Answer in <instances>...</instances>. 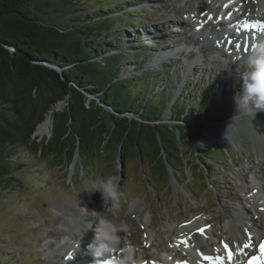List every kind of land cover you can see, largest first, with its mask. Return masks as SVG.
<instances>
[{
  "label": "rangeland",
  "instance_id": "rangeland-1",
  "mask_svg": "<svg viewBox=\"0 0 264 264\" xmlns=\"http://www.w3.org/2000/svg\"><path fill=\"white\" fill-rule=\"evenodd\" d=\"M115 1L123 5H132V8L138 13L143 10L147 11L146 14L143 13L142 16L138 17L140 23L136 24L138 32L142 34L140 35L142 39H144L142 36L146 37V33L151 32L157 33L159 36H164L165 32L169 34L167 31L170 30H168L167 23L176 22L175 19H179L181 22H188V19L193 21L191 24L189 22L190 26L181 23L183 25L182 30L184 27L191 29V25L196 27L197 24L208 23L210 18L206 16L207 13L213 15L216 10H225L230 3H237L236 9L238 10L240 7H244L245 10V6L249 9L254 6L253 12L248 11L246 17L251 18L258 12V9L264 12V0H216V2L215 0ZM241 11H234V14H238V16L241 14L242 17ZM200 18L207 19V21L203 22V19ZM200 30V28L198 31L194 28L192 32L199 33ZM178 31L180 33L179 38H174V35H166L168 37H166V41L158 40L155 43L150 40L149 43L153 42L150 45L156 51L150 53L139 50L138 63L144 61L141 53L145 54L144 56L151 55L147 62L141 65V72L155 68L161 73L158 77L159 80L165 73L166 78H169V89L166 96L170 101L179 96L180 88L187 81L183 87L189 89L190 92L194 90L193 94L198 96V101H201L200 96L204 95L206 91L209 92L206 101L208 113L202 114L200 134L195 133L200 142L195 140V146L190 145L188 133H192V130L186 124H180L182 131L188 135L186 141L182 140L178 145L181 160L174 164L175 166L166 162L167 178L162 175L159 176V169H153L152 163L148 161L142 162L137 157H129L119 163L113 155L99 156L94 151L86 156L83 166L78 163L79 159L76 157L73 168H56L52 173L42 172L40 175L21 173L19 184H14L12 188H8L12 195L10 200L0 202V253H5V250L11 249L12 254L10 256L15 257V259L8 260L9 264H59V262L63 264L62 258L66 257L65 252L74 240L71 233L81 234L86 229V221L92 220L91 211L106 212V208L102 207L100 194L90 193L88 190L93 180L109 176L120 177L119 207L110 211L109 218L114 223L123 226V231L119 234L121 236V252L130 246L134 250L133 254L139 258L142 257V260H146V257L159 260H170L172 257L174 259L175 257L184 258V254L180 250L182 239L177 240V237L181 236L180 232L186 226L183 224L190 222L188 225L193 226L190 234H193L196 227L208 223L214 218L220 221L210 223V228L213 227L210 229L211 231L226 228L225 231L229 232L231 227L229 211L234 207L232 199L237 195L243 196V193L247 192V188L250 191L255 187L258 180L260 183L264 182L261 180L262 176L264 179V164L261 165L264 159V141L255 140L254 136L248 132L246 134L238 133L237 137L228 138L229 131H227L226 124L222 121L213 122L214 120L211 119L214 115L213 108L220 101L227 102L239 91L240 83L235 73H232L231 68L241 63V58L246 55L238 52L235 55L224 56L221 55V52H214L215 49L209 41L205 40L204 43L199 41L201 44L198 49L205 51L206 59L194 68L196 70L191 73L192 75L180 77L181 75L176 73L183 67L180 64V56L175 55L176 60H171L170 57L173 53L169 52L164 59H160L162 54L171 50L169 47L179 43H184L186 46L188 37L181 36L182 31ZM220 31L217 28L216 32L219 33ZM175 33H177L176 30ZM209 35L214 37L216 34L210 33ZM194 37L197 40L196 37L198 36ZM189 40L191 42V39ZM246 50L248 53L250 52L249 49ZM133 70L126 69L124 74H132ZM151 78L152 76L147 77L148 80ZM166 78L160 83L161 88L164 87ZM227 80L230 81L226 83ZM127 117L131 116L127 115ZM168 117L169 114L165 111L162 121L168 123ZM242 121L245 122V120ZM261 131L259 132L261 133ZM50 134L48 129L44 134L37 133L34 136L43 138L49 137ZM181 134L183 136L184 132ZM255 148L258 150V155L254 154ZM207 156H211V158L207 159ZM258 156L263 157V159L259 160ZM42 164L43 161L35 162L28 171L40 169ZM214 167L220 170L216 171ZM32 180L38 181V185H34ZM136 201L138 208H141L142 218L137 217L136 213L132 211L136 205L131 206ZM242 205L248 214L256 217L253 207L243 201ZM146 213L147 217L144 218ZM90 231H87V236L94 234ZM147 231L152 234V238L150 241L148 240L149 242H143L144 234ZM86 234L83 236L84 239H87ZM206 235L209 238V241H206L212 243L208 231ZM79 241L82 243L83 239ZM173 251H177L179 256H174ZM48 254L56 255L57 261L48 259L46 256ZM185 258L187 257L185 256Z\"/></svg>",
  "mask_w": 264,
  "mask_h": 264
},
{
  "label": "trees",
  "instance_id": "trees-1",
  "mask_svg": "<svg viewBox=\"0 0 264 264\" xmlns=\"http://www.w3.org/2000/svg\"><path fill=\"white\" fill-rule=\"evenodd\" d=\"M130 7L115 0H0V202L10 200L8 188L19 184L21 173L67 169L76 157L83 166L91 151L115 156L129 123L110 114L101 117L94 102L85 105L84 94L116 114L142 121H133L120 162L139 155L159 169V176L168 177L165 162L173 166L181 160L172 130L161 123L164 112L178 127L186 124L193 136L200 134L209 92L198 101L194 90L183 87L170 101L165 73L159 80V70L141 72L151 55L141 53L144 61L138 63V51L156 50L136 27L147 11ZM126 69L134 70L126 75ZM64 100L66 106L56 111ZM49 114L50 136H34ZM41 161L40 169L28 171ZM10 250L0 253V264L15 259Z\"/></svg>",
  "mask_w": 264,
  "mask_h": 264
},
{
  "label": "bare ground",
  "instance_id": "bare-ground-1",
  "mask_svg": "<svg viewBox=\"0 0 264 264\" xmlns=\"http://www.w3.org/2000/svg\"><path fill=\"white\" fill-rule=\"evenodd\" d=\"M244 1H246V0H244ZM215 2H216V0H215ZM215 2H213V3H215ZM249 5H251V4H249ZM253 7H250V9H249L247 6H245V12L244 13L247 14V12L248 11L250 12V10L253 12V10H254ZM229 12L230 11L227 10L223 16L227 15ZM179 13H183L184 14L185 12H179ZM231 13H233V12H231ZM262 14H263V12L258 9V12L256 13L255 17L259 19V22H261V21L264 22V17H262ZM174 16H177V14H174ZM232 16H233V18H232L231 22L232 23L233 22H237L236 21L237 17L235 15H232ZM244 19H245V21H247L246 17H244ZM175 20H176V22H172V23L168 22L167 23L168 30H170V31H167V32L170 34V36L174 35V38H179L180 33H179L178 30H176L177 33H175V29L177 27H181V26L183 27V25L181 23H183V24H185L187 26H190L189 22L191 24L193 21L191 19H188L187 20L188 22H181V20H179V19H175ZM238 23H240V22H238ZM194 25H195V23H194ZM194 28L195 27L193 25H191V29L190 28H186L187 30L190 31L189 35L181 34V36H183V37H188V40L186 42V48L183 47V46H185L184 43L183 44L179 43L178 45L169 47L171 50H167L166 53L162 54L163 56L160 57V59H164L166 54H168L169 52H171L173 54L175 53L174 55L171 54V56H172V57H170L171 60L175 59V55L176 56H180V58H181L180 59V61H181L180 64L183 67L176 72L177 75H181L180 77H188V76L192 75L191 73L192 72L194 73V71L196 70L194 68L198 67L197 63H202L206 59L205 51H202V50L198 49V47H200V44H201V43H199V41L200 42L202 41L204 43L205 40H204L203 37L206 36V38H207L206 40L210 42L212 39L217 38V36H219L220 33H221V31L219 33L218 32L216 33L214 31V28H212L210 25L207 26V28L208 29L212 28V30L210 29L209 32L210 33H215L216 35L214 37L209 35L208 29L205 30L204 32H203V29H202V30L199 31V33H196V32H192ZM235 28H237L236 25L233 26V29H235ZM229 32L231 33V30H229ZM194 36H198V37H196L197 40L194 39L195 38ZM228 37L232 38V35H230ZM263 37H264V33H260L259 34V39H261ZM189 39H191V42H190ZM221 39H223V38L222 37L217 38L218 41H221ZM192 40H194V41H192ZM177 42H180V41H177ZM173 48H175V49H173ZM236 66L237 65H235V67ZM232 68H231V70H232V73H233V69ZM229 81L230 80H227L226 83L229 82ZM185 82H186V80H185ZM213 110H214L213 111L214 115H213V117L211 119L214 120L213 122L222 121L223 123L226 124L227 130L229 131V133H228L229 135L227 134L228 138H230L232 136L237 137L238 133L246 134V132H248V133H251L254 136L253 138L255 140L264 141V131H261L264 128V113H258L256 115V117L252 121H251V118L248 117V116H245L243 114L237 115L236 108H235V105L233 103V98H230L227 102L220 101L213 108ZM223 110H225V111H223ZM242 120H245V122L242 121ZM236 121H238V122L236 123ZM50 124H51L50 117H47L45 122L42 125L39 126L37 133L42 135L45 132H47L49 127H50ZM259 131H261V133ZM257 153H258V150H257V148H255L254 154L256 155ZM257 158H259V160L263 159V157H260V156H258ZM259 162L261 163V161H259ZM263 164H264V159L262 160V164L261 165L263 166ZM262 177H261V180L264 181V179H262ZM255 188L257 190V193H260L261 195H264V182L260 183V180H258V182L255 183V187L252 188L250 191H249V188H247V192L243 193V196H238L237 195V196H235L232 199V201L234 203V207L231 208V211H229V216H230L229 219H231V220H229V222H231V227L229 228V232H228L229 234L225 231V230H227L226 228H221L218 231L217 230H214V231L209 230V234L214 238V244L207 243L204 240V238L202 237L203 235H199L198 232H196L197 229H199L203 225H199V223H198L199 226L196 227V229H195L193 234H190L191 233V228L193 226L186 225L183 228V230L180 232V233L183 234L182 235V237L184 238L183 241H186L187 242L186 244L189 243V244L192 245V247H191V245H188L187 247L190 248V250L193 252V254L195 256L202 257L203 255H211L213 257H217V256L221 257L222 255L220 256V254L221 253L224 254L223 248L221 247V242L222 241L226 242V243L230 242L229 244L231 245V247L233 249V253H234V259L232 260V263H234L240 257H243V255L246 253V251L243 249V245L245 243H248V244L250 243V246L254 247L255 238L257 236L260 237L262 234H264V201L263 202L261 201L262 199H261L260 196L259 197L253 196L252 191ZM237 189H239V188H237ZM263 199H264V197H263ZM259 200H260V202H262L263 205H259L257 203ZM242 201L254 208L253 212H254V215H257V219H256L257 221L254 220L253 215L251 216L250 214H248L246 212V209L242 205ZM136 203H137V201L134 202L132 204V206H131V207H134L136 205L135 209L132 208L133 209L132 210L131 207H130V209L133 211V213H136L135 215L137 217H141L142 218L141 208H138L139 206ZM259 207H262V209L259 210ZM143 211H144V209H143ZM146 217H147V213H146V216L144 218H146ZM219 221H217V220H215L213 218L210 221H208V223L209 224L212 223V222L216 223V222H219ZM208 223H205L204 225H208ZM193 225H195V224H193ZM226 227H227V225H226ZM85 228H87V226H85ZM147 228H149V227H147ZM212 228H210V229H212ZM90 232L92 233L93 230L90 231ZM147 233H148V231H147ZM90 235L93 236L92 234H90ZM71 236L76 241L80 240V233H77V232L71 233ZM150 238H152V234L148 233L146 241L149 242L151 240ZM185 238H188V239H185ZM82 239L84 240V238H82ZM87 239H88V236H87ZM89 241L90 240H87L86 243L85 242H83V244L81 243L82 244L81 246H75L74 249H71V253H69V255H72L73 259L72 260H66V261L63 260V264H80L83 261L88 262V260L92 264V258L90 257V255L87 253V250H86V246H87L86 244H88ZM153 244H155V243L153 242ZM181 245H183V244H181ZM120 249H121V246H120ZM214 249L216 251H214ZM144 250L146 251V248H144ZM144 250H143V252H145ZM173 253H174V251H173ZM146 254H147V252H146ZM48 255H46V256L49 257L50 259H52L51 258L52 256L50 254H48ZM116 255H118V253H116ZM174 255L175 256H179L177 251H175ZM148 256H150V255L148 254ZM188 256L191 258V255L188 254ZM224 256H225V254L223 255V257ZM135 258L139 259L140 264L143 261L141 259L142 257L139 258V257L135 256ZM184 258H185V256H184ZM179 260H180L179 257H177L176 261H174V262L177 263V262H179ZM162 262L166 263L165 260L162 261ZM214 262L215 261H213V263ZM159 264H160V262H159ZM171 264H175V263H171ZM202 264H205V263H202Z\"/></svg>",
  "mask_w": 264,
  "mask_h": 264
},
{
  "label": "clouds",
  "instance_id": "clouds-1",
  "mask_svg": "<svg viewBox=\"0 0 264 264\" xmlns=\"http://www.w3.org/2000/svg\"><path fill=\"white\" fill-rule=\"evenodd\" d=\"M241 60L233 68L240 83L239 91L233 95V103L237 115L243 114L252 121L258 113H264V39H257L250 52ZM119 182V176L95 179L88 190L90 193H99L102 207L106 208V212L91 211L92 220L86 221L87 228L80 234L81 240L88 230H93L94 234L86 246L92 264H140L130 246L120 251L119 234L123 226L109 218L110 211L119 207ZM118 252L120 254L116 255Z\"/></svg>",
  "mask_w": 264,
  "mask_h": 264
},
{
  "label": "water",
  "instance_id": "water-1",
  "mask_svg": "<svg viewBox=\"0 0 264 264\" xmlns=\"http://www.w3.org/2000/svg\"><path fill=\"white\" fill-rule=\"evenodd\" d=\"M50 69L56 71L58 74H61V71L58 70V69L55 68V67H52V66H51ZM84 95H85V97H86V99H87V100H86V103H85V105H86L87 107H89V105H90L92 102H94V104H95L96 106H98L100 109H102V113L100 114L101 117H105V119H107V118L109 117V114H110V115H114L115 117H118L120 120H126V121L129 123L128 129H127V131L124 133V136H123V138H122V141H121V143L118 145V148H117V151H116V154H115L116 161L120 163L121 147H122V144H123V140H125V139L127 138V134L130 132V129H131V127H132V123H133V121H134V122H137V123H142V121H141L139 118H137V117H133V116H131V115H129V116H131V117H127V115H119V114H116V113H114L109 107H107V106H105V105H102L98 100H96V99L93 98L92 96L87 95V94H84ZM91 98H92V99H91ZM66 99H67V97H66ZM66 104H67V102H66L65 100L59 102V103L56 105L55 110H56V111H61V110H63V108L66 106ZM47 117H50V122H51V124H50L49 130H50V133H51V127H52L51 115L49 114ZM161 123H162V124H166V125H168L169 128L172 130L173 135H174V138H175V140L177 141V145H179L180 142H181L182 140H185V141H186V139H187V135H188V134L190 135V136H188V138L190 137V143H191L190 145L195 146V145H194L195 140L200 142V140H198V139H197L195 136H193L190 132H189L188 134L185 133V131H182V128H181V127H178L177 124H175V123H173V122H171V123L161 122ZM38 127H39V126H38ZM38 127H37V130H36L35 134H37ZM109 128H110L111 132L115 130V127H114L113 124H111V125L109 126ZM263 129H264V128H263ZM227 131H228V130H227ZM177 132H178V134H177ZM183 132H184V134H183V136H182L181 133H183ZM137 136H138V134H137ZM243 136H244V135H243ZM246 139H248V138L246 137ZM157 140H158V137H157ZM202 144H203V143H202ZM135 145L137 146V139L135 140ZM137 151H139V150H137ZM163 156H164V155H163ZM137 157H139V155H137ZM79 161H81V158H79ZM74 164H75V159H74L73 163L71 164L70 168H73ZM165 166H166V168H167L166 162H165Z\"/></svg>",
  "mask_w": 264,
  "mask_h": 264
},
{
  "label": "snow or ice",
  "instance_id": "snow-or-ice-1",
  "mask_svg": "<svg viewBox=\"0 0 264 264\" xmlns=\"http://www.w3.org/2000/svg\"><path fill=\"white\" fill-rule=\"evenodd\" d=\"M256 27L264 29V25L257 24ZM236 47H237V49H240L241 45H237ZM205 231L206 230L204 228H200V229H198V234L204 235ZM186 243H187L186 241H181V244H186ZM249 246L250 245L248 243H245L243 245V247L245 249H247ZM221 247L223 248L224 254H225L226 258L228 259L229 264H231L232 260L234 259V253H233V249H232L231 245L229 243L222 241ZM214 251H216V250L214 249ZM259 253H260V255L250 259L248 264H264V240H262L259 244ZM202 258L207 262V264H213V261H215V264H223V258L222 257H218V256L213 257L211 255H204ZM68 259L70 260L71 256H69Z\"/></svg>",
  "mask_w": 264,
  "mask_h": 264
}]
</instances>
